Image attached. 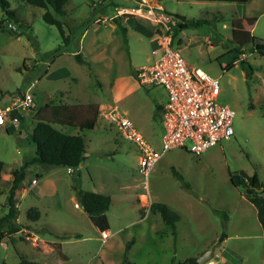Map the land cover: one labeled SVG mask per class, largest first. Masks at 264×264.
Masks as SVG:
<instances>
[{"label":"rangeland","instance_id":"rangeland-1","mask_svg":"<svg viewBox=\"0 0 264 264\" xmlns=\"http://www.w3.org/2000/svg\"><path fill=\"white\" fill-rule=\"evenodd\" d=\"M8 1L18 19H4L2 24L19 26L20 34L0 28V103L29 91L35 106L97 103L98 116L92 128L81 131L56 125L84 138L86 159L75 172L39 162L25 168L26 192L17 198L18 221L37 226L51 248L38 241L35 245V239L27 237L30 232L18 231L0 239V264H16L19 254L42 264H121L124 256L134 264H170L200 257L211 248L212 257L202 264H264V237L255 207L244 197V187L234 186L229 178L230 172L244 170L264 183V55L249 45L242 47L243 55L237 54L231 41L234 26L264 39V0H157L171 18L172 47L189 65L218 78L217 102L235 111L234 133L199 154L178 148L165 151L146 179L139 172L136 145L120 135L104 112L116 105L160 148L158 106L166 93L159 85L140 83L135 72L159 54V25L140 22L142 27L136 28L123 21V30L114 20L95 21L111 14L113 4L129 0H68L65 15H56L69 34L64 41L57 28L42 19L43 8ZM197 19L207 20L193 24ZM53 57L58 58L51 64ZM57 66L62 68L56 71ZM33 117L34 110L24 113L21 133L0 128L4 171L34 155ZM78 190L110 196L107 237L78 205ZM6 193L0 184V215L7 210ZM144 196L165 203L179 216L175 234L159 212L149 209ZM31 206L40 212L35 221L26 217ZM222 212L227 215L225 225ZM222 231L225 237L217 243Z\"/></svg>","mask_w":264,"mask_h":264},{"label":"built area","instance_id":"built-area-1","mask_svg":"<svg viewBox=\"0 0 264 264\" xmlns=\"http://www.w3.org/2000/svg\"><path fill=\"white\" fill-rule=\"evenodd\" d=\"M129 17L145 19L154 26L159 25V54L152 61L140 65L135 72L140 83L159 85L166 93V100L159 109L163 129L160 148H155L116 105L107 109L104 115L114 123L122 137L136 145L139 151V172L146 179L165 151L178 148L199 154L221 140L230 138L234 133L232 122L235 111L217 102L218 78L189 65L178 49L172 47L168 34L171 18L157 0H129L127 4H113L111 14L98 20ZM7 26L15 28L11 22ZM32 100V94L24 91L10 102L0 105V125L9 122L17 127L19 118L12 111L27 109ZM67 170L70 172L71 168L68 167ZM31 181L37 183L35 177ZM144 198L145 204L149 206L151 202L146 196ZM100 233L102 237L108 236L107 230Z\"/></svg>","mask_w":264,"mask_h":264},{"label":"trees","instance_id":"trees-1","mask_svg":"<svg viewBox=\"0 0 264 264\" xmlns=\"http://www.w3.org/2000/svg\"><path fill=\"white\" fill-rule=\"evenodd\" d=\"M28 4L43 8L44 11L41 14L42 19L51 25H54L63 40L69 38V34L65 33L64 22L57 16L65 15V4L68 0H22ZM247 0H236L238 3H244ZM51 8L52 12L49 10ZM0 9L3 12V16L0 19V28L7 30L11 34H20L19 26L15 28L3 25L4 19H18L14 9L10 7L8 0H0ZM55 14V15H54ZM57 15V16H56ZM238 19V18H237ZM207 19L192 20V23L197 25L200 22H204ZM119 28L126 29L118 19L114 20ZM22 25V23H20ZM185 23L180 24V28L184 27ZM231 41L234 43L233 50L242 55L244 45H249V48L264 55V39L251 35L244 31L242 28L233 27ZM58 50V48H56ZM75 58L78 61H82V57L79 53H75ZM54 58V57H53ZM242 63V61H241ZM233 64V61L226 67L229 68ZM24 68H27L25 61L22 63ZM34 110V125L31 131V141L34 144V155L23 162L18 168L12 171L13 179L12 184L9 187L5 213L0 215V239L5 236H10L20 230V224L16 222L18 217V207L15 203V198L19 193L20 188L23 186L25 178V168L28 164L39 162L51 166H65L70 168H76L83 159L85 142L84 138L78 132L67 133L63 131L61 126H71L79 131L83 129H90L94 126L98 116V104L97 103H48L46 102L40 106L29 107ZM158 109L160 107L158 106ZM3 162L0 160V171L2 169ZM173 173L179 178L182 176L173 169ZM229 178L234 186L242 185L244 187V197L251 202L256 210L257 220L262 228L264 237V183L260 182L255 173L249 175L244 170L238 172H230ZM260 188V190H257ZM77 195L79 203H82L83 210L88 214L91 222L99 229V231L108 230L109 223L105 215V211L108 209L111 198L108 194L95 192L91 190H78ZM149 209L153 212H159L161 218L165 223L171 226L172 232L175 234V223L179 219V216L173 212L163 202H151ZM40 212L37 207L31 206L26 210V217L30 221H35L39 218ZM222 225H225L227 221V215L222 212ZM41 232V230H40ZM225 237V233L222 231L217 239V243L221 242ZM134 239L132 238L126 245L128 248ZM59 249L58 243L52 244ZM19 260L16 264H42L36 260L27 259L23 255H18ZM121 264H134L129 261L126 256L122 259ZM170 264H198L197 257H187L182 260H173Z\"/></svg>","mask_w":264,"mask_h":264},{"label":"crops","instance_id":"crops-1","mask_svg":"<svg viewBox=\"0 0 264 264\" xmlns=\"http://www.w3.org/2000/svg\"><path fill=\"white\" fill-rule=\"evenodd\" d=\"M119 20V22L123 25V21H128V22H130V23H135V26H136V28H140V27H142L139 23L140 22H149V21H147V20H145V19H141V18H133V17H129V18H126V19H118ZM95 21H97L98 23H103V22H105V21H100V20H98L97 18L95 19ZM114 23L118 26V24L114 21ZM115 24H112L111 26H112V28H114L115 27ZM124 27H125V25H123ZM153 28V30H155L156 31V28L154 29V27H152ZM146 30V33L148 34V33H150V31L148 30V29H145ZM101 33V31H99L98 32V34H100ZM84 34V33H83ZM74 54L75 53H79V52H73ZM80 54V53H79ZM82 57V56H81ZM58 57H54L53 58V60H52V62H51V64H53V62H55V60L57 59ZM36 65V62L34 61V62H32V66H35ZM62 67H60V66H57V67H55V70L56 71H58L59 69H61ZM33 83V82H32ZM22 94V93H21ZM21 94H18V95H21ZM47 96H48V94H47ZM7 100L5 99V100H3L1 103H0V105H4V104H6V103H8V102H6ZM82 103V102H81ZM31 105H33V106H35L34 104H33V100H32V102H31V104H30V106ZM29 106V107H30ZM161 106V105H160ZM27 108V109H19V110H13L12 111V114L14 115V116H17L18 118H19V125L17 126V127H14V126H12L11 125V123H9V122H7L5 125H0V128H2V129H4L6 132H8L9 131V129L11 130V129H14V130H18V132H22V123H23V119H24V113L25 112H27V111H31V109L30 108ZM161 137V136H160ZM159 144H160V139H159ZM84 159H86V155H85V151H84V154H83V159H82V161L84 160ZM0 160L3 162V165H2V169H1V171H0V184H1V188H3L4 187V190L7 192L6 193V199H7V195H8V190H9V187L11 186V184H12V179H13V174H12V171L14 170V169H16V168H18L17 166L16 167H14V166H10V167H8V169H7V171H4V169L6 168L5 167V163H4V161L2 160V158H0ZM25 161V160H24ZM23 161V162H24ZM79 166V165H78ZM77 166V167H78ZM76 167V168H77ZM76 168H71V171L70 172H75V170H76ZM68 171V170H67ZM69 172V171H68ZM36 176H37V174H36ZM34 178V177H33ZM32 178V179H33ZM31 179V180H32ZM3 181H5V184H4V186L2 185L3 184ZM32 182V181H31ZM34 184V183H33ZM26 192V189L24 188V186H22L21 188H20V190H19V193H18V195L16 196V198H15V203L17 204V198L20 196V197H22L23 195H24V193ZM16 222L18 223V224H20L19 223V221H18V217H17V219H16ZM19 231H22V232H30V235H27V237L28 236H31L32 238H34L35 239V242H34V244L35 243H37V241L38 242H41L44 246H45V249H50L51 248V246H50V241H48V240H46V239H44V238H42L41 237V234H40V230H38L37 229V226H35V225H33V224H31V223H26L24 226L22 225H20V230ZM108 231V230H107ZM36 245V244H35ZM213 261H210L209 262V264L210 263H212Z\"/></svg>","mask_w":264,"mask_h":264},{"label":"water","instance_id":"water-1","mask_svg":"<svg viewBox=\"0 0 264 264\" xmlns=\"http://www.w3.org/2000/svg\"><path fill=\"white\" fill-rule=\"evenodd\" d=\"M257 190H260V188H258ZM78 205L81 208H83L82 203H78ZM212 255H213V248H211L209 251L203 253L200 257H197V263L202 264V263L209 261V259L212 257Z\"/></svg>","mask_w":264,"mask_h":264}]
</instances>
